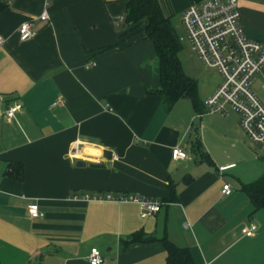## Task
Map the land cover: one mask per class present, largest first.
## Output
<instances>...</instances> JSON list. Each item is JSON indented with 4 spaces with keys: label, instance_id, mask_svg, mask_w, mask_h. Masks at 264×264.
<instances>
[{
    "label": "crops",
    "instance_id": "0c3cea01",
    "mask_svg": "<svg viewBox=\"0 0 264 264\" xmlns=\"http://www.w3.org/2000/svg\"><path fill=\"white\" fill-rule=\"evenodd\" d=\"M0 1V113L21 104L12 120L0 118V264H89L93 247L101 264H166L163 239L193 264H264V210L253 212L241 189L263 174L264 143L247 138L230 107L206 111L220 81L183 67L197 107L181 98L166 111L151 93L160 86L153 43L115 25L125 0ZM193 2L158 0L179 19ZM237 2L244 34L264 43V0ZM24 22L32 37L20 41ZM75 142L79 158L69 155ZM175 146L185 159H171ZM9 163L22 166L20 179ZM118 194L160 209L143 216L136 202L106 198ZM249 223L257 231L244 237ZM136 233L152 239L126 244Z\"/></svg>",
    "mask_w": 264,
    "mask_h": 264
},
{
    "label": "built area",
    "instance_id": "2783aa9c",
    "mask_svg": "<svg viewBox=\"0 0 264 264\" xmlns=\"http://www.w3.org/2000/svg\"><path fill=\"white\" fill-rule=\"evenodd\" d=\"M38 18L48 19L46 10ZM122 20V17L115 19L116 27ZM180 21L196 58L204 67L215 69L220 75L218 86L204 99L206 111L224 115L226 108L230 107L238 113L240 129L247 138L254 144H263L264 104L251 90V85L255 76L261 74V89L264 92V43L249 39L244 34L240 27L237 0L195 1L182 11ZM17 33L20 41L29 40L32 37L31 23H22ZM20 109L21 104L10 105L0 113V118L12 120ZM80 149L78 142L73 143L69 155L79 158ZM186 157L187 152L183 148H172V160H183ZM230 192L229 185L225 184L222 194L229 195ZM106 198L136 202L143 216L155 214L160 209L159 202L147 197L118 194ZM27 212L31 218L41 216L36 203L29 204ZM256 231L257 225L254 223H249L240 230L244 237H252ZM87 261L89 264H101L103 258L100 251L95 247L91 248Z\"/></svg>",
    "mask_w": 264,
    "mask_h": 264
},
{
    "label": "trees",
    "instance_id": "16d2710c",
    "mask_svg": "<svg viewBox=\"0 0 264 264\" xmlns=\"http://www.w3.org/2000/svg\"><path fill=\"white\" fill-rule=\"evenodd\" d=\"M125 2L126 7L121 23L123 26L120 30L130 27L142 38L150 40L154 46L160 86L151 93L162 97L166 111H169L181 98H189L196 108V82L183 72L179 58V52L182 49L179 38L170 18L162 13L158 0H125ZM4 6L5 4L0 1V10ZM262 159L264 161V157ZM8 166L10 176L16 179L22 177L20 164L9 163ZM241 189L248 195L253 212L264 210V172L255 181L242 184ZM150 239L152 238L136 233L126 241V244ZM162 243L167 254L166 264H193L186 249L175 246L167 239H163Z\"/></svg>",
    "mask_w": 264,
    "mask_h": 264
},
{
    "label": "rangeland",
    "instance_id": "374dc122",
    "mask_svg": "<svg viewBox=\"0 0 264 264\" xmlns=\"http://www.w3.org/2000/svg\"><path fill=\"white\" fill-rule=\"evenodd\" d=\"M165 1L169 2V0ZM170 21L182 47L181 51L179 52V58L182 63V68L184 67V70L194 77L195 75L199 76V80L202 79L203 82L205 81L206 83L213 84L217 81H220V75L218 74V72L215 69L204 67L198 61L195 54L191 51L189 41L186 38L185 31L181 25V21L178 15H172L170 17ZM251 90L259 97L258 99L264 104V92L260 88V75L255 76V80L251 85Z\"/></svg>",
    "mask_w": 264,
    "mask_h": 264
},
{
    "label": "water",
    "instance_id": "95a60500",
    "mask_svg": "<svg viewBox=\"0 0 264 264\" xmlns=\"http://www.w3.org/2000/svg\"><path fill=\"white\" fill-rule=\"evenodd\" d=\"M84 164H85V163H83V162H81V161H78V162L76 163L77 166H80V165L82 166V165H84Z\"/></svg>",
    "mask_w": 264,
    "mask_h": 264
}]
</instances>
